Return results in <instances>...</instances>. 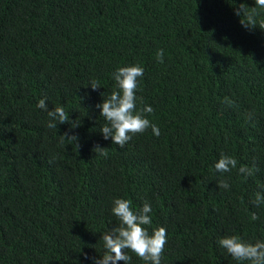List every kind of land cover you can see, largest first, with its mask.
Here are the masks:
<instances>
[{"label":"trees","instance_id":"obj_1","mask_svg":"<svg viewBox=\"0 0 264 264\" xmlns=\"http://www.w3.org/2000/svg\"><path fill=\"white\" fill-rule=\"evenodd\" d=\"M241 4L256 9L254 28ZM261 21L255 0H0V264H93L119 223L117 198L151 205L149 234L167 230L161 264H248L217 241L264 240V204L253 203L264 194ZM137 64V110L151 106L161 134L149 128L121 149L103 138L96 105L117 68ZM43 98L79 126L49 129ZM221 154L236 168L217 172Z\"/></svg>","mask_w":264,"mask_h":264},{"label":"clouds","instance_id":"obj_2","mask_svg":"<svg viewBox=\"0 0 264 264\" xmlns=\"http://www.w3.org/2000/svg\"><path fill=\"white\" fill-rule=\"evenodd\" d=\"M257 7L264 9V0H255ZM236 14L245 17L241 20V24L245 28H254L257 26L256 9L251 12L247 11L245 5L241 4ZM264 29V21L259 24ZM157 61L164 62V51L161 49L157 52ZM144 75V68L140 65H132L119 67L112 74L115 81V88L101 104H97L100 116L106 123L101 128V133L105 140L111 139L112 144L123 149L125 145L137 134L144 133L151 128L152 133L159 137L160 129L152 123L145 114H152L154 109L145 105L139 111L137 110V91L139 89V81ZM91 87L93 91L100 88L99 83L95 80L91 81L87 87ZM103 96V93L101 94ZM38 108L47 111L50 118L47 127L49 129H57L58 124L70 123L72 128L79 126V123L69 120V114L64 107H55L48 109L46 98L40 99ZM61 139L72 141L76 148H79L78 136L67 133L60 135ZM106 148L96 145L93 149L95 153L107 156ZM237 166V160L231 156L221 154L219 160L215 163V169L220 173H228ZM258 171V169H257ZM239 172L245 176L253 175V169L247 166H241ZM218 188L228 189L230 186L227 181H221L217 184ZM256 206L264 204V194L257 193L253 201ZM112 214L119 221L118 225L106 231L101 239L103 240L104 253L101 258L94 259L93 264H117L123 261V264H130L131 257L128 252L134 253L138 258L143 260L145 264H161L164 254L165 245L168 242L167 230L164 227L157 228L149 234L145 227L152 224V218L149 215L152 207L145 202L139 210L133 209L132 201L129 199L117 198L113 201L111 209ZM259 217L253 213L252 221L258 220ZM219 247L224 249L232 259L237 262H248V264H264V240H257L255 243L247 242L236 235L225 236L217 241ZM87 259V254L82 253Z\"/></svg>","mask_w":264,"mask_h":264}]
</instances>
